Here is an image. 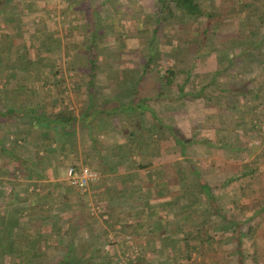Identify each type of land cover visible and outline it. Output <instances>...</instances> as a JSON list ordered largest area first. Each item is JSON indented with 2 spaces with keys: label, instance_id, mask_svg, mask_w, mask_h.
I'll return each mask as SVG.
<instances>
[{
  "label": "rangeland",
  "instance_id": "1",
  "mask_svg": "<svg viewBox=\"0 0 264 264\" xmlns=\"http://www.w3.org/2000/svg\"><path fill=\"white\" fill-rule=\"evenodd\" d=\"M157 1L90 0L96 22L94 32L88 28L85 21L84 0H10V3H5L0 12V16H3L0 19V28L3 23L4 28L6 27L2 37L0 34V104L6 98L5 87L13 84L17 87H13L11 92L8 87L6 94H14L20 98L25 96L34 100L36 96H44V94L45 96L54 94L57 97L61 95L60 90H65L62 97L69 98V100L70 98L75 99L72 106L78 107L76 101L83 94L77 88L82 79L81 73L87 74V78L90 76V69L84 55L86 54L85 46L91 42L94 48L93 56H95L93 57L95 78L100 82L104 79L112 81L114 90L111 92L116 98L132 102L147 97L146 104L153 108L161 100L163 102V124L175 126L185 137L198 138V136L205 135L212 138L213 144L217 139L222 141V144L230 142L233 145L237 138L249 145V149L243 152L242 156H234L236 162L232 157H225L223 149L213 147L215 144L207 147L201 144L188 146L185 158L197 164L202 174L217 175L218 172L225 170H222V166L239 167L245 162L253 161L260 165L263 172L264 123L260 134L255 131L256 127L252 130L250 125L253 124L252 122L261 125L260 118L264 116V72H262L264 65L259 62L253 65L245 62L251 53L248 51L250 46H253V50L256 49V53L259 54L258 61H262L261 57H264V16L259 19L256 15L264 10V0H199L205 4L206 12H212L213 17L222 14L225 20L217 26L214 25L205 36L199 34L204 30L206 20L201 24L197 21L189 23L180 16L168 15ZM169 1L172 0H166V2ZM202 23H204L203 26H201ZM243 30L256 32L255 38L258 45L250 44L246 37L237 39ZM94 34L96 38L93 41L91 37ZM15 45H17L15 49L9 47ZM6 47L9 48L6 49ZM152 49L155 51V58L150 62L146 75L141 79V59L146 58L149 50ZM262 63L264 64L263 61ZM12 67L17 68L14 70ZM10 78L12 80H9ZM211 80L217 83L216 86L204 89L203 87ZM257 88H262V92L259 90L256 96ZM201 89H204L203 96L200 95L199 98L187 97L172 102L163 96L177 98L181 92L190 95ZM12 97L10 96V100ZM14 98L17 99V97ZM106 104L111 111V107L116 106ZM256 105L258 107L252 108ZM229 106H233V109H228ZM244 112L248 114L246 123L249 129L247 126L240 127V117ZM8 126L5 129V124H0V139L9 150H13L11 144L20 136L11 135L8 132ZM12 128L14 130L16 127L12 125ZM241 128L245 135L238 133ZM194 129H199L202 133L195 135L196 133H192ZM8 135L12 137L9 138ZM58 140L59 143L63 142L60 137ZM167 140H170V136L163 128V151L166 152L163 158L182 160L177 153L178 149L171 148L169 145L165 146L168 144ZM30 141L31 136L17 141V146L25 150L24 152L18 150L19 155L25 156L34 150L30 149ZM31 154L36 155L35 152ZM55 156L56 153L47 158L44 156L45 161L42 165H36L37 167L27 165L30 172L24 169L20 173L14 171L12 163L4 164L0 161V206H2V198H6V205L3 204V207L9 208L18 216L16 212L18 200L14 199V194H23V187H25L23 184L30 179L25 187L28 193L25 197H30L34 203L38 204H45L49 201L56 209L54 217L56 216L55 219L59 223L61 220H67L71 212H76L75 209L78 207L73 206L71 200L79 198L81 194H87L91 184L86 188L87 191L81 192L71 187L66 181L64 170L68 168V162H65L66 166L63 164L60 167H54L48 158L54 160ZM70 165L79 170L76 164ZM47 175L50 177L57 175L58 180L50 182ZM99 175L101 180L102 175L100 173ZM14 181L19 184H15L16 192L9 195V192H12ZM53 183L56 184V189H53L54 193L49 197L47 195L49 188L51 189L49 184ZM249 186H252L254 191L264 192V176L263 179ZM43 191L46 192L42 193ZM215 192L220 196L219 190ZM192 193L197 192L193 190ZM64 195L67 196V201L63 199ZM18 196L19 201H22L23 197ZM184 196L188 202L190 199L186 194ZM60 200L65 201L66 205L57 206L56 203L58 204ZM115 201V198L98 201L93 195H88L86 205L79 206L78 211L85 210L92 219L89 224L83 226L84 230L79 236L77 233L75 235L77 223L70 225L64 221L66 228L71 226L68 232L70 235L60 237L66 244L73 240L72 244L76 245L72 258H83L85 261L86 258H90L91 253L88 251H93V254L97 251L96 248L99 247L100 242L95 234L105 228L104 220H107L105 215L100 217V211L104 206L113 204ZM11 204H14L12 205L14 208L9 207ZM120 212L118 214H123V216L119 224H116L113 230H109L106 237L104 250L109 258H96V264H187L185 247L179 239L182 237L181 234L172 235L171 238V235L168 237L163 231L162 251L164 252L159 254L151 251V255L143 253L144 249L140 248L136 234L135 239L131 233L125 234L123 240L120 239L118 231L122 224L128 227L131 221L132 224L134 222L141 224L145 221V215L140 212L135 218L127 214L129 212L127 208H122ZM173 213L175 215V211L170 212L169 217L163 214V226L169 228L173 222V220L170 222L172 217H175L174 222H177L181 217L188 216L184 214H189L187 210L176 216ZM77 220L78 218L75 219ZM44 221L48 225L46 220ZM137 233L144 234L143 231ZM194 233L196 232H192ZM19 234L21 236L20 232ZM80 237L82 240L79 239ZM56 239L59 238L56 236ZM49 250L50 252L41 258L6 257L0 258V262L4 264H54L64 255V251L53 248ZM223 251L225 249L216 254L212 253L211 257H208V252L203 248L199 256L193 254L192 262L194 264H235L236 259L230 258ZM214 258H219V261L214 262Z\"/></svg>",
  "mask_w": 264,
  "mask_h": 264
},
{
  "label": "crops",
  "instance_id": "2",
  "mask_svg": "<svg viewBox=\"0 0 264 264\" xmlns=\"http://www.w3.org/2000/svg\"><path fill=\"white\" fill-rule=\"evenodd\" d=\"M81 74L82 79L79 81L80 85L77 88L83 94L76 101L78 107L72 106L75 99L55 98L54 94L39 95L34 100L25 96L20 98L14 94L8 95L6 94L8 93V87L10 92L17 87L12 84L5 87L6 98L2 100L0 110H6L10 107L23 110L32 108L37 115H42V108L47 105L53 111L57 112L63 109L66 113H73L76 116L79 112L85 113L86 111V119H82L80 122L72 121L67 128L59 127L57 129L39 128L28 115H17L13 121L10 120L7 123L0 124H5V129L9 125L8 132L11 135L20 136L19 139L21 140L31 136L30 149H34L32 152H35L36 155H32V152L25 156L23 154L19 155L20 159L22 161L27 160L30 166L42 165L45 161L44 156L47 158L56 153L54 160L48 158V161L54 167H60L68 162L67 166L76 164L79 169L87 166L96 172L98 171L102 178L99 183L100 187L95 191V194L105 198L103 201L115 198V203L108 204V207L112 206L118 210L122 208H127V210L130 208L138 209L133 213L130 211L127 213L128 215L131 214L133 218L139 212L144 214L145 221H142L141 224L133 221V225L132 221L129 222L128 228L133 231L130 230L129 232L134 239L136 234L140 248L144 249L143 253L151 255L152 251V253L160 254L161 252L162 254L163 231L168 228L163 226V166L173 162L177 164L180 161L178 159L166 160L163 158V154L166 156V152L163 151V102L160 100L157 105L155 104V109L145 103L144 108L151 111L138 112L139 117L132 116L136 120L132 127V132L135 135L131 132L130 137H125L122 132L116 129L121 123L118 124V119H115L112 113L115 111L114 108H120V105L129 107L131 102L115 97L111 92L114 90L112 81L111 83L104 79L103 82H100L95 77L92 81L90 77L87 78V74ZM10 96L17 97V99L12 97V100H10ZM106 103L109 106L115 104L116 107H111V111ZM102 109L106 113H102ZM12 125L16 127L14 130ZM75 134L79 136H74ZM58 137L62 138L63 142L59 143ZM69 137L71 138L69 139ZM22 151H25L24 148H22ZM59 154L61 156H58ZM64 170L66 172L67 169ZM27 172H30L29 168ZM45 173L48 174L47 171ZM47 178L50 182L58 180L57 175L52 177L47 175ZM29 181L23 185L27 187ZM12 183L14 186H12V192H9V195L16 192L17 186L15 184H19L17 181ZM49 186H51V189L49 188L47 195L50 197L54 193L53 189H56V184H49ZM25 187H23V194H14V199L18 200V210L16 211L18 216L13 213L14 211L3 207V204L6 205V198H2L3 201L1 200L0 258H41V256H46L50 252L49 249L53 246L52 242L57 240L56 235L52 233V231H56L55 228L50 229V226L46 225L45 222L38 226L33 218L29 217L30 211L27 204L30 205L31 202L30 197H25L28 194ZM37 191L39 190L37 189ZM87 192L90 195H95L89 190ZM18 195L23 197L22 201H19ZM66 198L67 196L64 195L63 199ZM225 198L231 200V202L236 199L239 200L238 203L246 214L254 213L255 215L250 222L254 223L255 231L252 234V239L247 240L244 246L243 254L245 257L242 258V264H264V207L258 205L264 200V192L255 190L250 193L238 192L237 194L230 191L227 195L225 194ZM12 205L14 206V204H11L9 207L14 208ZM229 209L232 208L229 207ZM248 210H254V212H248ZM55 211L56 209L53 206V215ZM132 214L136 215L133 216ZM64 229L66 230V228ZM138 231H143L144 234H139ZM48 235H51L50 238L46 237ZM216 261H219V258H214V262Z\"/></svg>",
  "mask_w": 264,
  "mask_h": 264
},
{
  "label": "trees",
  "instance_id": "3",
  "mask_svg": "<svg viewBox=\"0 0 264 264\" xmlns=\"http://www.w3.org/2000/svg\"><path fill=\"white\" fill-rule=\"evenodd\" d=\"M170 2V1H169ZM169 2H166V0H158L157 3L165 9L166 13L168 15L177 16L180 18H183L184 20L188 21L189 23L194 22H203L206 20V23H202L201 26L204 24V30L199 35L205 36L210 29L213 28V26H217L221 24L223 21H225L221 15H216V17L212 16V12H206L205 4L200 2L199 0H172V5H170ZM5 3H10V0H0V12L2 11V7ZM84 4L86 6L84 12L86 15L85 21L88 26L93 32L96 30V22L95 18L93 16V10L91 9L90 0H84ZM236 5V3L234 2ZM10 12V11H8ZM264 10H261L259 14H256L259 19L264 16ZM3 17V16H2ZM0 16V19L2 18ZM203 19V20H201ZM205 22V21H204ZM3 23V22H2ZM0 28L3 29L0 31L1 37L3 34L4 29V23L1 25ZM155 32V31H154ZM255 33H251L250 30L248 32H245L243 30V33H241L240 36H237V39L240 38H247L248 42L250 44H256V38ZM5 35V34H4ZM153 35H155L153 33ZM154 37V36H152ZM93 41L96 38V35H92L91 37ZM92 41V42H93ZM152 39L150 40V42ZM17 45L11 47L15 49ZM9 47H6L9 48ZM26 47V46H25ZM198 46H196L197 48ZM253 47V46H252ZM250 46V49L248 48V51H251L249 54L248 60L245 63L254 64V63H262L264 62V57H261L262 61H258V55L256 53V49L253 50ZM27 49V48H25ZM49 49V46H48ZM118 49V48H117ZM119 51V50H118ZM86 52V54H85ZM85 52L84 56L87 62V65L89 66L90 71V80L93 81L95 77L94 73V58L93 52L94 48L92 43L90 42L85 46ZM260 52V51H259ZM4 54V53H3ZM27 55V51H26ZM155 58V51L149 50L148 56L146 58H142V68L140 69V77L142 79L143 76L146 75L147 69L150 67V62H152ZM52 60V59H51ZM264 67V66H263ZM17 67H12V69H16ZM264 72V68L262 70ZM57 73V72H56ZM171 74H169L170 76ZM14 77V76H13ZM15 78V77H14ZM9 80H12L11 78ZM16 80V78H15ZM91 81V82H92ZM10 82V81H9ZM216 82L214 80H211L207 85H205L204 89H210L212 86H216ZM23 86V85H22ZM26 88V87H25ZM61 88V87H59ZM13 89V88H12ZM204 89L199 90L197 93L190 95H185V93L181 92L180 96L177 98L168 97L167 95H163L164 98L168 101L177 102L181 100L182 98L192 97V98H199L200 95L203 96L202 91ZM225 90V88H223ZM258 89V88H257ZM262 88H259L256 92V96ZM61 95H58L55 98L63 99L64 91L60 90ZM182 91V89H181ZM213 95V93H212ZM47 96V95H46ZM54 97V96H53ZM208 99H211L208 97ZM52 101V100H51ZM50 101V103H51ZM147 101V97L142 98L140 100H133L131 102V105L129 107L121 106L120 108L116 107L115 113H112L113 117L118 119L119 127L116 129L119 130V132H122L125 137H130L132 132V127L134 120L132 116L136 117L138 116V112L141 113L143 111H151L148 108L145 107V103ZM244 103V102H243ZM258 105L252 107L256 108ZM233 109V106H229L228 109ZM245 108V107H244ZM103 110V109H102ZM264 110V106H263ZM53 109H51L50 106H44L42 108V115H37L35 113V110L32 108H27L25 110L18 109L16 107H10L6 110H0V123H7L8 121H13L18 116H25L28 115L32 120H34L35 124L39 128H51V129H57L59 127L67 128L69 123L72 121H82V119L87 118V112H79L78 115H74L73 113H66L63 109L58 110L57 112ZM106 113L104 110L102 113ZM130 115V116H129ZM139 117V116H138ZM246 118H248V114L244 112L242 113V116L240 117V127L241 126H247ZM137 119V118H136ZM260 124L258 125L256 122H252L253 124L250 125V128L253 130L256 127L255 131H258V133L262 129V125L264 123V116H261ZM117 126V125H116ZM163 128L167 130L170 136V140H167V143L165 146L169 147H175L177 150V153L181 157L182 160L179 161V163H168L165 166H163V214H167L169 217L170 212L175 211V215H180L183 213L184 210H187L189 214L185 217H181L177 222H174V218H170V222L173 220L172 224L169 225V228L164 230L166 236L173 237L172 235H179L181 234L182 237H179V239L182 240L184 244V249L187 255L186 261L187 264H194L192 262V256L193 254L200 255L202 249L204 248L208 253V257H211L212 253H218L220 250L225 249V253L230 258L236 259L235 264H242V258H244V246L247 242V240L252 239V234L255 231V227L252 223H250L255 215L254 213L246 214L244 212V209H241V205L238 203L237 199L231 200L225 198V194L229 193L230 191L233 193H246L251 192L253 190L252 186H249V184L255 183L263 179L264 171L262 172L261 167L256 162L251 163H243L239 167H228L222 166V170L217 173V175L211 174V175H205L202 174L201 170L197 167L198 165L194 162H191L185 158V152L186 148L188 146L194 145V144H201L202 146H214L215 148L223 149L225 157L233 158L236 162V158L234 156L236 155H243V152L247 151L249 149V145H246V143H242V140L237 138L234 141V145L230 142H225L222 144L220 140L216 139V142L213 144L212 138L210 136H198V138L191 137H185L175 126H166L163 124ZM249 129V128H248ZM243 128L238 130V133L241 135H245L244 132H242ZM192 133H198L201 134V130L199 132V129H194ZM133 135H135L134 132H132ZM260 134V133H259ZM9 138L12 136L8 135ZM21 138V137H20ZM17 139V138H16ZM19 138L17 139V141ZM17 141H14L13 144H11V147L13 150H9L6 145L2 142L0 139V161L4 164H10L12 163L14 167V171L22 172L24 169L28 170V162L22 161L19 157V151H22L21 146L17 147ZM173 143V144H172ZM219 144V145H217ZM222 145V146H220ZM194 163V164H193ZM197 165V166H196ZM226 167L228 169H226ZM220 168V167H217ZM100 182L95 183L94 185H91L92 187L89 188V191L93 192L95 194V191L98 190L100 187ZM195 190L197 193H192V191ZM219 190V194H217L215 191ZM221 190V191H220ZM184 194L187 195V198H189L188 202L184 198ZM88 195L90 193L87 192V194H81L79 198L75 199L73 198L71 200V204L73 206H76L79 208L86 205V201H88ZM191 195V196H190ZM184 196V197H183ZM94 198H96L98 201H103L105 198H101L99 195L95 194L93 195ZM181 199V200H180ZM31 204H27V208L30 211L29 217L33 218V221L40 226L45 222L48 223V226H50V229H53L51 227H55L56 231H52L54 235L58 236L59 238L61 235H70L68 232H70V228H66V225L64 221L69 223L70 225L74 224V222L77 223V228L75 235L79 236L82 234V230H84L83 226L90 223V216L88 215V212L85 210H79L78 208L75 209L76 212H71V214H68L67 220H61V223H59L54 215L52 214L53 211V205L47 201L45 204H38L34 203L31 199H29ZM67 201V198L65 199ZM180 200V201H179ZM179 201V202H178ZM55 203V202H54ZM69 204V206L71 205ZM166 204V205H165ZM226 204H229L228 206ZM56 205L60 206L66 205V202L59 201ZM168 205V206H167ZM179 205V207H178ZM259 207H264V200L260 202ZM201 207V208H200ZM231 207L232 209H229ZM130 208L129 211L133 213L134 211L138 210L136 208L132 209ZM255 209V208H254ZM246 211V208H245ZM120 210L114 208V207H108L104 206L103 209L100 211V217L105 215L107 217V220H104L105 228L100 230L95 234L97 237L96 239L98 242H100L99 247L96 248L97 251H88L90 254V258H86L85 261L83 258H72L74 254V247L75 244H72V242H68L67 244L65 241H62L60 239L52 242V248L56 249L58 251H64V255L54 264H82L83 262L85 264H96V258H109L108 253L105 252L104 246L106 242V237L108 235L109 230H113L114 226L116 224H119L121 217L123 214H118ZM248 212H254V210H248ZM56 213V212H55ZM121 213V212H120ZM135 216L136 214H132ZM182 215V216H184ZM60 218V217H59ZM75 221V219H77ZM54 219V221H53ZM70 221V222H69ZM176 226V227H175ZM66 228V230H63ZM78 230V231H77ZM129 228L126 225H121L120 230L118 233L120 234V239H124V235L130 233ZM192 232H196L192 234ZM51 233V230H50ZM49 234V233H46ZM192 234V235H191ZM51 235H48L46 237L50 238ZM81 239V237L79 238ZM82 240V239H81ZM79 240V242H82ZM65 243V244H63ZM83 243V242H82ZM86 246V243H84ZM61 248V249H60ZM67 249V251H65ZM163 250V249H162ZM161 250V251H162ZM168 250V248H167ZM170 251V248H169ZM164 252V251H163ZM63 253V252H62ZM111 257V256H110ZM177 257V256H175ZM178 258V257H177ZM181 258V257H179ZM228 263V262H227ZM0 264H4L2 261ZM196 264V263H195Z\"/></svg>",
  "mask_w": 264,
  "mask_h": 264
},
{
  "label": "built area",
  "instance_id": "4",
  "mask_svg": "<svg viewBox=\"0 0 264 264\" xmlns=\"http://www.w3.org/2000/svg\"><path fill=\"white\" fill-rule=\"evenodd\" d=\"M99 180V173L87 166H83L77 170L75 166L69 165L66 170L67 183L71 187L77 189L79 192L85 191L90 184H93Z\"/></svg>",
  "mask_w": 264,
  "mask_h": 264
}]
</instances>
